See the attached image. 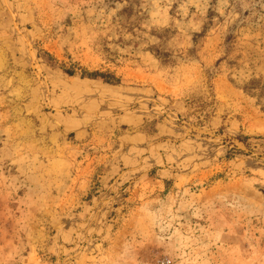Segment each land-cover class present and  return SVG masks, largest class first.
Returning a JSON list of instances; mask_svg holds the SVG:
<instances>
[{"label":"rangeland","instance_id":"374dc122","mask_svg":"<svg viewBox=\"0 0 264 264\" xmlns=\"http://www.w3.org/2000/svg\"><path fill=\"white\" fill-rule=\"evenodd\" d=\"M0 264H264V0H0Z\"/></svg>","mask_w":264,"mask_h":264},{"label":"trees","instance_id":"16d2710c","mask_svg":"<svg viewBox=\"0 0 264 264\" xmlns=\"http://www.w3.org/2000/svg\"><path fill=\"white\" fill-rule=\"evenodd\" d=\"M69 75H71V73L70 72H67ZM86 75L88 76V77H91V78H97V77H100V78H106V77H109V76H106L105 74H103V73H99V72H92V73H86ZM107 80H108V78H107ZM116 81V80H115ZM107 82H109V81H107Z\"/></svg>","mask_w":264,"mask_h":264}]
</instances>
